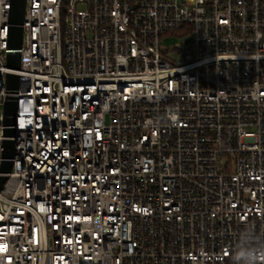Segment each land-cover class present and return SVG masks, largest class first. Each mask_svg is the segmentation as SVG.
<instances>
[{
    "label": "built area",
    "instance_id": "2783aa9c",
    "mask_svg": "<svg viewBox=\"0 0 264 264\" xmlns=\"http://www.w3.org/2000/svg\"><path fill=\"white\" fill-rule=\"evenodd\" d=\"M11 2L0 264H264V0Z\"/></svg>",
    "mask_w": 264,
    "mask_h": 264
},
{
    "label": "water",
    "instance_id": "95a60500",
    "mask_svg": "<svg viewBox=\"0 0 264 264\" xmlns=\"http://www.w3.org/2000/svg\"><path fill=\"white\" fill-rule=\"evenodd\" d=\"M26 0H12L11 9L9 15V22L11 27L9 29V41H8V57L7 66L11 69L19 68V53L22 38V20L25 9ZM18 87V78L15 75H7V90L9 93H16ZM17 98L14 96H8L3 107V123L5 126H13L15 121V112L17 107ZM6 136H14L16 132L13 128H7L4 130ZM12 141L4 142L3 158L7 159L12 156ZM11 167V163L7 161L2 162L0 172L8 173ZM5 181L4 176H0V188Z\"/></svg>",
    "mask_w": 264,
    "mask_h": 264
},
{
    "label": "rangeland",
    "instance_id": "374dc122",
    "mask_svg": "<svg viewBox=\"0 0 264 264\" xmlns=\"http://www.w3.org/2000/svg\"><path fill=\"white\" fill-rule=\"evenodd\" d=\"M163 43L164 45H168L170 47H180L181 48L183 45V41L176 39V38L175 39L174 38H164ZM172 56H174L175 59H178L181 55L174 53L172 54Z\"/></svg>",
    "mask_w": 264,
    "mask_h": 264
}]
</instances>
